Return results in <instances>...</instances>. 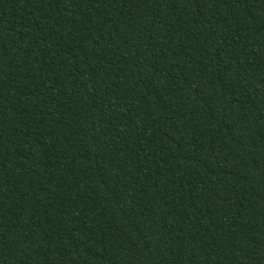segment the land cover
I'll list each match as a JSON object with an SVG mask.
<instances>
[{"label": "trees", "instance_id": "1", "mask_svg": "<svg viewBox=\"0 0 264 264\" xmlns=\"http://www.w3.org/2000/svg\"><path fill=\"white\" fill-rule=\"evenodd\" d=\"M0 264H264V0H0Z\"/></svg>", "mask_w": 264, "mask_h": 264}]
</instances>
